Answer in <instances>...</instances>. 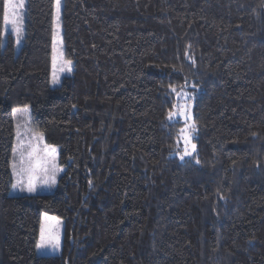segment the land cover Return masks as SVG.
I'll list each match as a JSON object with an SVG mask.
<instances>
[{"label": "trees", "instance_id": "16d2710c", "mask_svg": "<svg viewBox=\"0 0 264 264\" xmlns=\"http://www.w3.org/2000/svg\"><path fill=\"white\" fill-rule=\"evenodd\" d=\"M53 6L26 0L18 52L0 47V264H264V0H62L56 86ZM172 87L193 97L183 160ZM25 105L64 169L12 195ZM43 212L58 255L35 253Z\"/></svg>", "mask_w": 264, "mask_h": 264}, {"label": "snow or ice", "instance_id": "6c2138e0", "mask_svg": "<svg viewBox=\"0 0 264 264\" xmlns=\"http://www.w3.org/2000/svg\"><path fill=\"white\" fill-rule=\"evenodd\" d=\"M25 7V0H4L3 3V22L5 25L11 24L12 31L16 34L17 44L21 42L20 33L22 32V17L20 9ZM56 10H57V19L59 18L60 10V0H56ZM3 46V41L0 40V47ZM190 47V46H189ZM191 59V57H189ZM55 60V57H54ZM194 63V61H193ZM72 61L68 60L64 62V66L60 68V71H64L65 67L67 71H71ZM59 83V77L53 73L52 84L56 85ZM172 92L175 93L179 100H182L183 104L173 105L174 108H178L179 115H182L185 120L189 119L190 102L193 97L181 89L180 92H177L176 87L171 88ZM174 113H169V119L172 118ZM23 125H17L18 132L17 136L20 137L17 148H14V152L19 151V160L14 161L12 164V174L15 179V182L12 184L14 190L18 189L21 192L35 193L39 187L52 188L56 185L58 168L56 165L48 159V153L51 151L52 154L55 153L56 149L50 145H44L40 147L39 142L43 140L42 134H36L34 131L25 128L24 131H19L23 128ZM195 125H191L190 128H185L181 130V135L185 143H188V135H185L186 132L194 130ZM28 136V145L25 147L23 137ZM35 141V143H33ZM195 145H192V150H195ZM187 147L184 149V154L180 156V159L183 160L185 156L190 155ZM54 159V155H53ZM199 163V161H197ZM47 220L56 221L58 224L59 221L55 217H47ZM37 249H43L45 247H51L56 249L59 247V233L56 231L55 227L49 224L47 227L44 223L41 224L40 230V240L36 245Z\"/></svg>", "mask_w": 264, "mask_h": 264}, {"label": "rangeland", "instance_id": "374dc122", "mask_svg": "<svg viewBox=\"0 0 264 264\" xmlns=\"http://www.w3.org/2000/svg\"><path fill=\"white\" fill-rule=\"evenodd\" d=\"M25 4H26V0H25ZM61 6H62V0H60V10H59V18L57 19V10H56V0H54V6H53V16H52V37H51V70H50V84H52V78H53V73L55 71V73L58 75L59 77V82L62 78V76L64 75H70L71 71H67V68L65 67L64 71H60V68L62 66H64V62L68 61V59H66L63 55V45H62V29H61ZM21 13V17H22V32L20 33V40L21 42L19 44H17V37L16 34L12 31V26L11 24L5 25L3 22V28H2V41H3V45L6 42L7 39V35H11L13 37V41H14V46H15V53L18 52L21 44H22V38H23V29H24V20H25V7L23 9L19 10ZM55 57V60H54ZM71 70H72V64H71ZM59 84V83H58ZM56 84V85H58ZM53 85V86H56ZM184 102L182 100H179L178 104H183ZM191 104V103H190ZM192 106V105H191ZM189 111V119L187 121L190 120L191 116H190V108L188 109ZM177 112V118H179V120L181 121H185L184 126L182 127V129L185 128H190L189 124L186 122L185 118L182 115H179V109H176ZM12 117H13V126H14V141H13V147H12V152H11V159H10V170L12 173V164L14 161H18L19 160V151L14 152V148H17L18 146V142L20 137L17 136V132H18V128L17 125H23L24 127L19 129V131H24L25 128L30 129L32 131H34L36 134H40L38 131H36L32 125H31V117H30V107L28 105L22 106V107H17L14 108L12 110ZM191 132L188 131L185 133V135H188L189 139H188V143L186 144L183 136L181 135V142L185 147H187L188 151H190L189 149L192 147L193 143H192V136L194 137V134L191 136L190 134ZM28 136H24L23 140H24V144L25 147L27 148L28 145ZM33 143H35V141H33ZM40 147L42 148L45 144L49 145L47 143H45L44 140L39 142ZM55 147L56 151L54 154L51 153V151H49L48 153V159L50 161H52L56 167L58 168V174H57V178L62 174L63 172V167L59 164L58 159H57V148L54 145H50ZM192 152V150L190 151V153ZM53 155H54V159H53ZM13 176V174H12ZM15 182V179L13 177V183ZM12 183V184H13ZM54 187L52 188H46V187H39L37 188V191L35 193H44V192H50L53 190ZM10 194L12 195H19V194H30L28 192H21L18 189L14 190L12 188L11 185V189H10ZM34 194V193H31ZM47 217H55L56 220L59 221V223L57 224L56 221H50L46 219ZM44 223L45 226L47 227L49 224L53 225L56 229V231L59 233V247L56 249H53L51 247H45L43 249H37L36 245L40 240V230H41V224ZM62 233H63V223L62 220L59 219L58 217L50 214V213H46L43 212L40 216V225H39V230H38V235H37V239H36V243H35V253L38 256H43V255H58L60 253V247H61V239H62Z\"/></svg>", "mask_w": 264, "mask_h": 264}]
</instances>
